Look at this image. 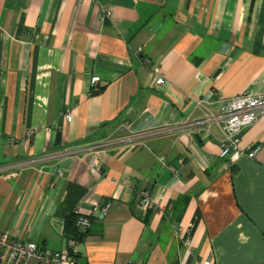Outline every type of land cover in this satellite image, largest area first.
<instances>
[{
	"label": "crops",
	"instance_id": "1",
	"mask_svg": "<svg viewBox=\"0 0 264 264\" xmlns=\"http://www.w3.org/2000/svg\"><path fill=\"white\" fill-rule=\"evenodd\" d=\"M244 93L264 94V0H0V166H22L0 174V234L75 243L76 264H264V116L236 165L217 124L182 127ZM128 137L101 175L68 154ZM106 203L68 240L71 213Z\"/></svg>",
	"mask_w": 264,
	"mask_h": 264
},
{
	"label": "built area",
	"instance_id": "2",
	"mask_svg": "<svg viewBox=\"0 0 264 264\" xmlns=\"http://www.w3.org/2000/svg\"><path fill=\"white\" fill-rule=\"evenodd\" d=\"M111 17L112 12L107 11L102 17ZM141 51V49H140ZM100 77L95 76L91 79V86L95 91L99 90ZM165 84V78L159 74L155 78L154 87L158 88ZM203 101H197L196 107H203ZM264 116V94L244 93L240 96L229 99L220 108L218 112H209L204 118L199 120H187L182 127H194L200 129L210 124H217L222 133L221 153L220 157L226 161L228 165H236L241 159L247 157L255 158L258 149L244 148L241 145V131L256 123ZM71 121V115L66 116ZM31 134L28 135L30 137ZM134 137H128L121 141L99 143L84 149L70 151L68 154L76 156L78 154L91 155L90 168L93 173L101 175L102 158L101 154L105 150L119 142H131ZM10 145H15V140H10ZM160 164L168 168L174 174L178 171L172 165H169L164 156L158 157ZM22 166L16 163L0 166V174L16 175L18 169ZM62 175V174H60ZM111 203L97 205L90 215H83L79 210L73 213L77 216V227L81 232H85L92 226L91 217L103 220L107 215ZM138 208L142 213L160 211V206L146 190L139 192ZM188 244V242H187ZM75 243L73 250L75 252ZM0 264H76L75 256H72L68 250H53L45 246H41L35 242L27 240H17L11 237L10 233L0 234Z\"/></svg>",
	"mask_w": 264,
	"mask_h": 264
},
{
	"label": "trees",
	"instance_id": "3",
	"mask_svg": "<svg viewBox=\"0 0 264 264\" xmlns=\"http://www.w3.org/2000/svg\"><path fill=\"white\" fill-rule=\"evenodd\" d=\"M100 89H102V87H99V90ZM93 91L95 90L93 89ZM76 223H77V216L74 213H71L65 222L64 231H65V236L68 238V240H74L78 242L79 240L82 239L83 234L87 233L91 228L85 232H81L78 229Z\"/></svg>",
	"mask_w": 264,
	"mask_h": 264
},
{
	"label": "water",
	"instance_id": "4",
	"mask_svg": "<svg viewBox=\"0 0 264 264\" xmlns=\"http://www.w3.org/2000/svg\"><path fill=\"white\" fill-rule=\"evenodd\" d=\"M68 251H69V253H70L72 256H75V253H74L73 248H69Z\"/></svg>",
	"mask_w": 264,
	"mask_h": 264
}]
</instances>
